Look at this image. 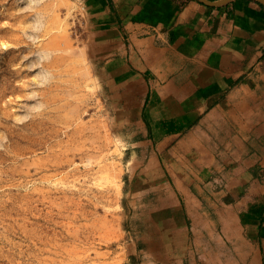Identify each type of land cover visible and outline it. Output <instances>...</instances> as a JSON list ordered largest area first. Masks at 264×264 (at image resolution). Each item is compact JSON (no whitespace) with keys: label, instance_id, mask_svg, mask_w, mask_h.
Returning a JSON list of instances; mask_svg holds the SVG:
<instances>
[{"label":"crops","instance_id":"obj_1","mask_svg":"<svg viewBox=\"0 0 264 264\" xmlns=\"http://www.w3.org/2000/svg\"><path fill=\"white\" fill-rule=\"evenodd\" d=\"M86 3L130 141L134 264H264V4Z\"/></svg>","mask_w":264,"mask_h":264},{"label":"rangeland","instance_id":"obj_2","mask_svg":"<svg viewBox=\"0 0 264 264\" xmlns=\"http://www.w3.org/2000/svg\"><path fill=\"white\" fill-rule=\"evenodd\" d=\"M86 0H0V264H134L129 142Z\"/></svg>","mask_w":264,"mask_h":264},{"label":"water","instance_id":"obj_3","mask_svg":"<svg viewBox=\"0 0 264 264\" xmlns=\"http://www.w3.org/2000/svg\"><path fill=\"white\" fill-rule=\"evenodd\" d=\"M205 5L208 6H221L225 3L230 2L231 0H220V1H211V0H197ZM260 2H262L264 4V0H259Z\"/></svg>","mask_w":264,"mask_h":264}]
</instances>
